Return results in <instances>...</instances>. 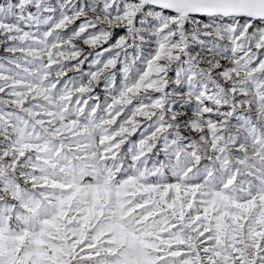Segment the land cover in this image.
<instances>
[{
    "label": "snow or ice",
    "instance_id": "1",
    "mask_svg": "<svg viewBox=\"0 0 264 264\" xmlns=\"http://www.w3.org/2000/svg\"><path fill=\"white\" fill-rule=\"evenodd\" d=\"M0 264H264V0H0Z\"/></svg>",
    "mask_w": 264,
    "mask_h": 264
}]
</instances>
